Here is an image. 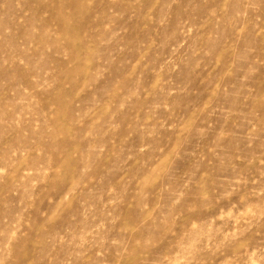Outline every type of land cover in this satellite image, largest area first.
<instances>
[{
	"label": "rangeland",
	"instance_id": "374dc122",
	"mask_svg": "<svg viewBox=\"0 0 264 264\" xmlns=\"http://www.w3.org/2000/svg\"><path fill=\"white\" fill-rule=\"evenodd\" d=\"M0 264H264V0H0Z\"/></svg>",
	"mask_w": 264,
	"mask_h": 264
}]
</instances>
